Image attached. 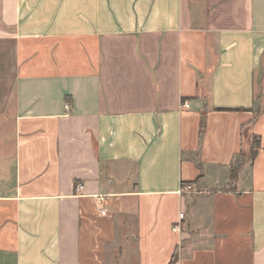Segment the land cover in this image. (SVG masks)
<instances>
[{
	"label": "crops",
	"instance_id": "obj_1",
	"mask_svg": "<svg viewBox=\"0 0 264 264\" xmlns=\"http://www.w3.org/2000/svg\"><path fill=\"white\" fill-rule=\"evenodd\" d=\"M0 264H264V0H0Z\"/></svg>",
	"mask_w": 264,
	"mask_h": 264
},
{
	"label": "trees",
	"instance_id": "obj_2",
	"mask_svg": "<svg viewBox=\"0 0 264 264\" xmlns=\"http://www.w3.org/2000/svg\"><path fill=\"white\" fill-rule=\"evenodd\" d=\"M254 143L255 144L252 147V150H251V153H250V157H254L256 155V153H257V149L256 148H257V146H259V141H258L257 137L255 138ZM242 162L243 161L235 162V163L232 164V166H231V179H232V181L237 179L238 171H239V168L242 165ZM229 185L233 186L232 183H230Z\"/></svg>",
	"mask_w": 264,
	"mask_h": 264
},
{
	"label": "built area",
	"instance_id": "obj_3",
	"mask_svg": "<svg viewBox=\"0 0 264 264\" xmlns=\"http://www.w3.org/2000/svg\"><path fill=\"white\" fill-rule=\"evenodd\" d=\"M185 104H187V103H185ZM83 188H84V183H78V184L76 185V189H77L78 191H80V190L83 189ZM194 188H195V185H194L193 182H185V183L182 184L180 190H181V191H191V190H193ZM101 197H102V198H105L104 195H102ZM104 212H105V210H104ZM181 216H184V213H181ZM174 228H177V225L174 226Z\"/></svg>",
	"mask_w": 264,
	"mask_h": 264
},
{
	"label": "rangeland",
	"instance_id": "obj_4",
	"mask_svg": "<svg viewBox=\"0 0 264 264\" xmlns=\"http://www.w3.org/2000/svg\"><path fill=\"white\" fill-rule=\"evenodd\" d=\"M255 144V143H254ZM253 144V145H254ZM245 158H244V154H242V155H240V156H238L237 158H236V160L234 161V163L235 162H241V161H243Z\"/></svg>",
	"mask_w": 264,
	"mask_h": 264
}]
</instances>
